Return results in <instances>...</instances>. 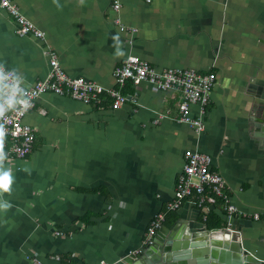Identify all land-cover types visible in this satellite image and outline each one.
Returning <instances> with one entry per match:
<instances>
[{"label": "crops", "instance_id": "1", "mask_svg": "<svg viewBox=\"0 0 264 264\" xmlns=\"http://www.w3.org/2000/svg\"><path fill=\"white\" fill-rule=\"evenodd\" d=\"M14 1L45 33L18 35L12 16L0 9V64L26 85L49 73L48 47L69 75L105 87L116 86L113 71L129 55L158 70L214 72L217 83L203 113L191 106V115L204 120L200 132L179 121L177 92L146 81H127L123 90L137 102L118 109L42 95L24 119L36 129L34 150L5 163L13 183L2 202L13 206L0 213V264L115 263L143 249L137 258L145 264L161 261L142 241L174 197L191 148L212 157L243 214L209 231L200 217L214 208L187 201L172 226L164 223L168 237L181 244L187 236L219 245L239 240L264 259V219L249 214L264 211V0H122L124 31L111 0H57L59 8L53 0ZM117 35L125 53L119 57Z\"/></svg>", "mask_w": 264, "mask_h": 264}, {"label": "built area", "instance_id": "2", "mask_svg": "<svg viewBox=\"0 0 264 264\" xmlns=\"http://www.w3.org/2000/svg\"><path fill=\"white\" fill-rule=\"evenodd\" d=\"M144 1L150 3L152 0ZM111 8L117 15L116 24L121 31H124L126 27L119 16L122 0H111ZM0 9L12 16L18 35L44 38V31L22 13L14 0H0ZM47 53L51 66L47 76L30 85H26L23 80L18 81L19 95L22 100L25 99L24 105L15 104L0 118V124L5 128L4 150L8 153L5 163L24 159L34 150L36 129L26 124L24 119L27 113L35 108L37 100L45 94L70 97L92 107L102 108L109 104L112 109H118L126 103L137 102L133 93H125L123 90L127 81H131L134 86L146 81L159 90L177 92L181 98L179 121L191 125L197 132L205 129L204 120L200 116L191 115V106L197 104L201 107V112H204L211 90L217 83L214 72H199L193 68L158 70L149 61L136 55H129L113 71L116 86L105 87L93 80L72 77L62 68L58 54L53 48L48 47ZM3 71L10 73L13 69L4 66ZM15 74L19 76L16 71ZM183 156L184 165L176 181L174 197L150 221L142 241L143 248L154 245L157 233L163 227L167 215L178 211L187 201L201 209H207L221 199V208L225 212L227 222L235 214H243L231 202L226 180L213 168V159L209 154L191 148L187 149ZM249 214L255 220L264 219V211H254ZM56 235L64 236V232L57 230ZM142 251H136L135 256L140 255ZM99 264L111 263L103 260Z\"/></svg>", "mask_w": 264, "mask_h": 264}, {"label": "water", "instance_id": "3", "mask_svg": "<svg viewBox=\"0 0 264 264\" xmlns=\"http://www.w3.org/2000/svg\"><path fill=\"white\" fill-rule=\"evenodd\" d=\"M169 233L170 228H168L165 224L157 233L155 243L152 246L153 248H151L152 250H158L161 255H158L161 258V261L156 264H200L198 263V259L205 260L204 264H264V259L251 253L243 246L241 241L233 239L232 244H225L222 247H215V243H211L212 247L207 246L205 250L206 252L203 255H199L204 257H198L193 247L177 248L176 246H173L167 251L166 247L165 249L163 248L166 244L181 241L180 238L178 240L177 236H171L172 238H169ZM167 237L170 239L169 243L167 242ZM184 239L191 240V236L184 237ZM194 244V241H192V246ZM162 250H166L165 254H162ZM143 251H146V249H143ZM142 263L145 264L144 259L140 260L139 257L137 258V256L132 254L111 264Z\"/></svg>", "mask_w": 264, "mask_h": 264}, {"label": "clouds", "instance_id": "4", "mask_svg": "<svg viewBox=\"0 0 264 264\" xmlns=\"http://www.w3.org/2000/svg\"><path fill=\"white\" fill-rule=\"evenodd\" d=\"M53 2L59 8L60 5L57 0ZM81 4L84 3V0H79ZM114 46L116 47V56H123L125 53L121 49L119 36L113 37ZM4 65L0 64V118H2L5 112L9 109H12L13 106L17 103L20 105L23 104V100L19 95L18 81L22 80V77H19L15 74V69L10 73H5L3 71ZM4 137H5V128L3 124H0V213H7L9 209L12 208V203L2 202L4 193L11 194L13 175L12 169L5 167V161L7 159L8 153L4 150ZM27 171V169H24Z\"/></svg>", "mask_w": 264, "mask_h": 264}, {"label": "trees", "instance_id": "5", "mask_svg": "<svg viewBox=\"0 0 264 264\" xmlns=\"http://www.w3.org/2000/svg\"><path fill=\"white\" fill-rule=\"evenodd\" d=\"M221 205H222V201L221 199H218L217 203L212 206L214 209L210 210L207 213H201L200 219L205 223L207 230L217 231V230H221L226 226L225 213L221 208ZM217 208L218 210L219 209L222 210V213L216 211ZM177 219H178V213L177 211H173L167 215L165 222L172 226Z\"/></svg>", "mask_w": 264, "mask_h": 264}, {"label": "bare ground", "instance_id": "6", "mask_svg": "<svg viewBox=\"0 0 264 264\" xmlns=\"http://www.w3.org/2000/svg\"><path fill=\"white\" fill-rule=\"evenodd\" d=\"M207 238H203V239H196V240H186V241H183V244L179 243V242H173L172 245L173 246H176L177 248H184V247H193L195 249V252L196 254H199V253H203V252H206V247L209 246V247H212V240L210 239L209 240H206ZM192 241H194V244L192 246ZM225 244H228V243H225ZM225 244H214L215 247H222L224 246ZM217 245V246H216ZM230 245V243L228 244Z\"/></svg>", "mask_w": 264, "mask_h": 264}]
</instances>
